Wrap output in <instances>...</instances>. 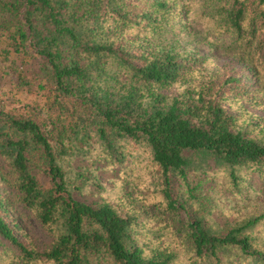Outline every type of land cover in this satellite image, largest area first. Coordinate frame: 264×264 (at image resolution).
<instances>
[{
	"label": "trees",
	"instance_id": "1",
	"mask_svg": "<svg viewBox=\"0 0 264 264\" xmlns=\"http://www.w3.org/2000/svg\"><path fill=\"white\" fill-rule=\"evenodd\" d=\"M259 111L264 0H0V264H264Z\"/></svg>",
	"mask_w": 264,
	"mask_h": 264
},
{
	"label": "rangeland",
	"instance_id": "2",
	"mask_svg": "<svg viewBox=\"0 0 264 264\" xmlns=\"http://www.w3.org/2000/svg\"><path fill=\"white\" fill-rule=\"evenodd\" d=\"M205 51H207L206 48H205ZM214 56L216 57L215 58L216 62L220 65H222L223 63L229 64L230 66H236L237 65L236 61L233 58L225 56L221 52L214 53ZM258 113L263 114L264 112L259 111ZM113 176H114L113 172H102V178L104 180H108L109 178H112ZM256 179H257V181L259 180L258 177ZM89 198L91 199V196H89ZM215 215H217V214H215ZM219 215L220 216H217V217L215 216L216 220L219 223H221V225H223L226 221V216L223 214L221 215L220 213H219ZM27 226H28V230H30V232L34 235L35 239L38 242L45 243V241H47L46 235L36 227V225L32 219L27 222Z\"/></svg>",
	"mask_w": 264,
	"mask_h": 264
}]
</instances>
